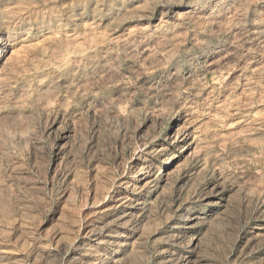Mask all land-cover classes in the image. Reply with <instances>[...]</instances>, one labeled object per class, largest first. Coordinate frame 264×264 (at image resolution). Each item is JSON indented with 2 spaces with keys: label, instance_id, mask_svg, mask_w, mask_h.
<instances>
[{
  "label": "rangeland",
  "instance_id": "1",
  "mask_svg": "<svg viewBox=\"0 0 264 264\" xmlns=\"http://www.w3.org/2000/svg\"><path fill=\"white\" fill-rule=\"evenodd\" d=\"M0 264H264V0H0Z\"/></svg>",
  "mask_w": 264,
  "mask_h": 264
}]
</instances>
